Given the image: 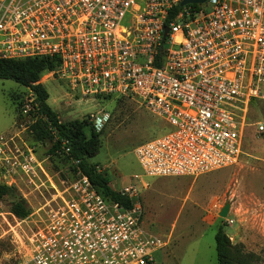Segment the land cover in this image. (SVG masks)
<instances>
[{
	"label": "built area",
	"instance_id": "2783aa9c",
	"mask_svg": "<svg viewBox=\"0 0 264 264\" xmlns=\"http://www.w3.org/2000/svg\"><path fill=\"white\" fill-rule=\"evenodd\" d=\"M28 56L55 57L45 72L68 97H131L172 126L134 147L145 175H197L237 161L247 109L264 100V0H0V57ZM19 113L0 132V183L37 187L49 175L24 138L44 118L30 90ZM55 152H69L66 138ZM70 162L41 214L8 212L19 264H150L165 240L142 226L138 186H114L123 205Z\"/></svg>",
	"mask_w": 264,
	"mask_h": 264
},
{
	"label": "rangeland",
	"instance_id": "374dc122",
	"mask_svg": "<svg viewBox=\"0 0 264 264\" xmlns=\"http://www.w3.org/2000/svg\"><path fill=\"white\" fill-rule=\"evenodd\" d=\"M40 78L47 91L46 101L59 120L83 118L92 123L94 118H88V113L92 117L106 114L95 124L99 145L88 160L107 173L112 187L130 182L138 186L141 224L165 240L152 251L150 264H217L213 234L218 225L231 243L253 253L251 264H264V130L255 129L257 121L264 125V100L252 101L247 109L236 162L197 175L162 177L145 175L133 149L172 129L163 117L123 95L68 97L61 81L45 71ZM28 92L12 79L0 77V132L13 130L19 102ZM88 125H84L86 133ZM24 138L38 158L45 156L42 164L49 178L40 174L42 184L37 187L20 180L13 186L37 215L42 210L37 207L50 196L49 181L61 188L60 179H69L73 169L63 156L48 157L50 140L34 139L30 132L24 133ZM9 202L10 197L0 196V264H19L7 231L14 223L8 213ZM224 202H228V210L220 216L218 210Z\"/></svg>",
	"mask_w": 264,
	"mask_h": 264
},
{
	"label": "trees",
	"instance_id": "16d2710c",
	"mask_svg": "<svg viewBox=\"0 0 264 264\" xmlns=\"http://www.w3.org/2000/svg\"><path fill=\"white\" fill-rule=\"evenodd\" d=\"M54 65L55 57L51 56L0 57V77L10 78L33 93L35 111L44 118L37 116L28 125V128L34 139L50 140V144L46 148L48 157L63 156L68 160L72 169L74 165L70 160L77 159L80 171L86 175L96 191L110 200L129 205V198L110 185L107 173L88 160V157L97 150L99 145L95 125L88 123L83 118L61 121L58 119L56 111L47 103V91L38 79L42 71L50 69ZM20 103L21 100L19 105ZM19 117L18 108V117L16 118ZM86 123L89 124L88 133L84 130ZM62 137L68 141L69 152L67 154L55 152ZM3 195L10 197L9 211L14 215L22 217L29 212L25 200L16 193V188L13 185L0 183V196ZM213 238L217 264H251L253 253L243 250L239 243H231L221 225L216 227Z\"/></svg>",
	"mask_w": 264,
	"mask_h": 264
},
{
	"label": "water",
	"instance_id": "95a60500",
	"mask_svg": "<svg viewBox=\"0 0 264 264\" xmlns=\"http://www.w3.org/2000/svg\"><path fill=\"white\" fill-rule=\"evenodd\" d=\"M195 1H198V0H179V4H183L185 2H195ZM162 29H163L162 30V37H163L165 32H166V30H167V26L163 25ZM228 205H229L228 202H224L222 204V206H220V208L218 210V214L220 216H224L226 214V212L228 210Z\"/></svg>",
	"mask_w": 264,
	"mask_h": 264
},
{
	"label": "crops",
	"instance_id": "0c3cea01",
	"mask_svg": "<svg viewBox=\"0 0 264 264\" xmlns=\"http://www.w3.org/2000/svg\"><path fill=\"white\" fill-rule=\"evenodd\" d=\"M44 71H45V70H44ZM40 79H41V78H40V75H39V79H38V80L40 81ZM46 99H47V98H46ZM177 176H179V175H177ZM162 177H166V176H162ZM167 177H172V176H167ZM172 197H173V195H172ZM142 208H143V207H142Z\"/></svg>",
	"mask_w": 264,
	"mask_h": 264
}]
</instances>
